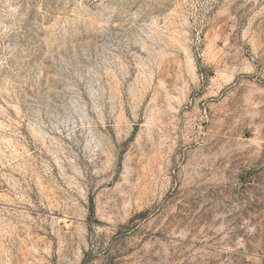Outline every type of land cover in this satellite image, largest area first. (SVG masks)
Here are the masks:
<instances>
[{
    "label": "rangeland",
    "instance_id": "374dc122",
    "mask_svg": "<svg viewBox=\"0 0 264 264\" xmlns=\"http://www.w3.org/2000/svg\"><path fill=\"white\" fill-rule=\"evenodd\" d=\"M0 264H264V0H0Z\"/></svg>",
    "mask_w": 264,
    "mask_h": 264
}]
</instances>
